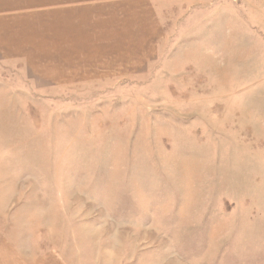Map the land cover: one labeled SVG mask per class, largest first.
Returning a JSON list of instances; mask_svg holds the SVG:
<instances>
[{
	"label": "rangeland",
	"instance_id": "rangeland-1",
	"mask_svg": "<svg viewBox=\"0 0 264 264\" xmlns=\"http://www.w3.org/2000/svg\"><path fill=\"white\" fill-rule=\"evenodd\" d=\"M48 2L0 0V264H264V0H153L122 63Z\"/></svg>",
	"mask_w": 264,
	"mask_h": 264
},
{
	"label": "crops",
	"instance_id": "crops-1",
	"mask_svg": "<svg viewBox=\"0 0 264 264\" xmlns=\"http://www.w3.org/2000/svg\"><path fill=\"white\" fill-rule=\"evenodd\" d=\"M87 1L90 0H54V2L53 0H49L47 4H43L48 8L50 6L69 4L80 5L81 2ZM106 1L107 6L97 7L95 11L99 12V9L102 8V11L107 12V23H104L102 27L97 26L100 30L96 32L95 35L87 31L88 35L95 37L96 43L101 45L104 52L114 50V57H120L121 61H117L119 63H122L126 58H133V55L140 59V55H143L145 51L148 52L151 49V51H153L157 44V37L160 34L157 30L159 25L156 8L155 5L151 3L153 0H148L149 2L146 4H144L146 0ZM93 2H96V0H93ZM127 11L133 12V18H131L132 20L130 23L126 21L127 15H122V13H126ZM144 12L148 14L146 18L143 17ZM125 31L129 33L128 36L122 35ZM5 51H7V49ZM95 51L98 52L97 49H92V53H90L93 59L103 57L95 53ZM122 57H125V59L122 60ZM0 58L8 59V56L4 54L3 58ZM109 59L113 58H108V60Z\"/></svg>",
	"mask_w": 264,
	"mask_h": 264
}]
</instances>
